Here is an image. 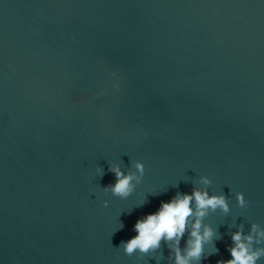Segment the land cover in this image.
Masks as SVG:
<instances>
[{"label": "water", "instance_id": "95a60500", "mask_svg": "<svg viewBox=\"0 0 264 264\" xmlns=\"http://www.w3.org/2000/svg\"><path fill=\"white\" fill-rule=\"evenodd\" d=\"M136 161L128 198L103 191ZM202 176L230 206L217 264L264 228V0H0V264H171L120 246Z\"/></svg>", "mask_w": 264, "mask_h": 264}, {"label": "clouds", "instance_id": "9594fccd", "mask_svg": "<svg viewBox=\"0 0 264 264\" xmlns=\"http://www.w3.org/2000/svg\"><path fill=\"white\" fill-rule=\"evenodd\" d=\"M108 78L115 91L120 90V82L115 72H109ZM134 172H125L119 165H111L108 171L115 178V182L104 186V192H110L112 196L120 199L128 198L140 183L145 174V165L136 161L133 165ZM101 170L98 168L97 172ZM102 175V173H101ZM199 183L204 188H193L191 193L177 192L166 201H161L159 207L138 218L133 225L135 235L122 242L123 253L131 256L134 253L141 255L159 249L161 241L169 245L168 260L171 264H201L205 256V245L213 243L217 238L216 230L205 223V218L210 212L219 210L227 214L230 206L225 195L209 194L207 186L211 180L207 176L200 177ZM236 203L240 208L248 206V201L241 192H237ZM141 200L138 206H143ZM104 207L108 201H103ZM184 245L181 247V240ZM264 243V228L258 224H252L247 233L241 224L231 233V246L227 248L231 259L217 261V264H257L264 256V247H257ZM218 252L212 248V254Z\"/></svg>", "mask_w": 264, "mask_h": 264}]
</instances>
